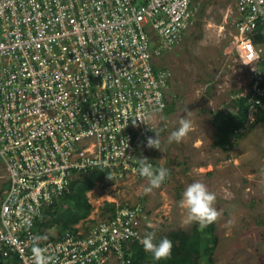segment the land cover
<instances>
[{
	"label": "built area",
	"instance_id": "built-area-1",
	"mask_svg": "<svg viewBox=\"0 0 264 264\" xmlns=\"http://www.w3.org/2000/svg\"><path fill=\"white\" fill-rule=\"evenodd\" d=\"M231 1L234 59L245 76L234 98L246 100L249 126L264 100V0ZM191 3L0 0L2 260L34 264L38 245L50 264H129L125 246L153 233L140 204L52 239L36 223L81 174L102 168L113 181H147L141 156L161 168L146 145L161 133L172 74L157 61L195 26Z\"/></svg>",
	"mask_w": 264,
	"mask_h": 264
},
{
	"label": "rangeland",
	"instance_id": "rangeland-1",
	"mask_svg": "<svg viewBox=\"0 0 264 264\" xmlns=\"http://www.w3.org/2000/svg\"><path fill=\"white\" fill-rule=\"evenodd\" d=\"M192 2L191 12L199 26L191 27L180 44L157 61L172 74L167 92L170 113L161 117V150L155 149L151 157L169 170L168 183L151 191L145 190L150 187L148 181L132 176L107 188L97 183L87 194L93 208L88 220L104 219V203L140 204L148 212L147 224L156 238L176 228L190 230L194 222L187 221L180 201L190 183L201 181L216 193L215 207L222 210L215 222L218 240L211 264H264V126L247 129L228 155L213 147L214 113L230 109L245 82L230 35L234 7L231 0ZM207 90L205 105L192 107ZM186 113H190L193 131L180 143H168ZM5 184L0 162V200ZM40 234L56 236L55 230H41Z\"/></svg>",
	"mask_w": 264,
	"mask_h": 264
},
{
	"label": "trees",
	"instance_id": "trees-1",
	"mask_svg": "<svg viewBox=\"0 0 264 264\" xmlns=\"http://www.w3.org/2000/svg\"><path fill=\"white\" fill-rule=\"evenodd\" d=\"M192 6L193 2L190 7ZM197 26H199L198 23H196ZM203 82L207 83L206 80ZM205 94L209 97V90ZM169 104L170 102L167 100L166 113H170ZM262 106L261 117L255 124L249 126L246 125L247 106L246 100L243 98H234L230 109L214 113L213 147L219 148L228 155L233 150L236 141L244 136L247 129L253 128L257 124L264 126V100ZM108 176L107 170L102 168H95L77 176L58 200L44 213L43 218L36 223L37 228L48 231L55 230L56 236L59 237L66 231H73L74 225L80 222L87 223L93 209L87 194L93 190L97 183H100L103 188L112 185L114 181L110 180ZM115 209V204L104 203L102 218L112 217ZM215 230V223L201 227L194 222L190 230L176 228L167 231L163 236L156 238L159 241L168 237L173 241V253L167 260L155 261L150 253L144 251L143 245L136 241L129 242L125 246L124 257L129 258V264H199L201 261L211 264L213 248L218 240ZM150 231L152 230L150 229ZM17 263L18 261L13 255L7 261L0 258V264Z\"/></svg>",
	"mask_w": 264,
	"mask_h": 264
},
{
	"label": "clouds",
	"instance_id": "clouds-1",
	"mask_svg": "<svg viewBox=\"0 0 264 264\" xmlns=\"http://www.w3.org/2000/svg\"><path fill=\"white\" fill-rule=\"evenodd\" d=\"M189 116L190 113H186L179 120V127L170 133L168 143H180L193 131V122ZM154 132L155 137H147L146 146L149 149L155 148L161 150L160 135L158 132ZM136 162L139 165V175L145 177L150 185V187L145 189L146 191L160 187L169 175L167 168L154 169L147 157L141 156ZM108 178L111 179L110 176ZM216 200V193L211 191L205 183L194 181L184 190L180 207L185 210L187 221L198 223L201 227H206L215 223L222 215V210H218L215 207ZM140 242L143 245L144 251L150 253L155 261L167 260L172 256L174 244L168 237L157 241L155 233H149ZM32 254L34 264H50V258L47 255L46 249L38 245L34 246Z\"/></svg>",
	"mask_w": 264,
	"mask_h": 264
},
{
	"label": "water",
	"instance_id": "water-1",
	"mask_svg": "<svg viewBox=\"0 0 264 264\" xmlns=\"http://www.w3.org/2000/svg\"><path fill=\"white\" fill-rule=\"evenodd\" d=\"M208 101V97L207 96H203L201 98V100H199L198 102L193 103L191 106L192 107H202L203 105H205V103Z\"/></svg>",
	"mask_w": 264,
	"mask_h": 264
}]
</instances>
